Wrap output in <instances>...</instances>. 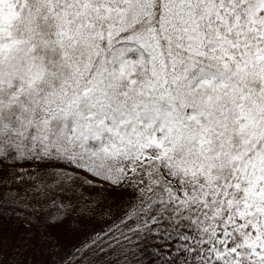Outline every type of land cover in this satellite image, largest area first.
Segmentation results:
<instances>
[{
    "label": "snow or ice",
    "instance_id": "1",
    "mask_svg": "<svg viewBox=\"0 0 264 264\" xmlns=\"http://www.w3.org/2000/svg\"><path fill=\"white\" fill-rule=\"evenodd\" d=\"M0 264H264V0H0Z\"/></svg>",
    "mask_w": 264,
    "mask_h": 264
}]
</instances>
